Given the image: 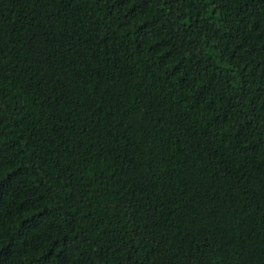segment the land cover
Returning <instances> with one entry per match:
<instances>
[{"label": "trees", "instance_id": "16d2710c", "mask_svg": "<svg viewBox=\"0 0 264 264\" xmlns=\"http://www.w3.org/2000/svg\"><path fill=\"white\" fill-rule=\"evenodd\" d=\"M0 264H264V0H0Z\"/></svg>", "mask_w": 264, "mask_h": 264}]
</instances>
